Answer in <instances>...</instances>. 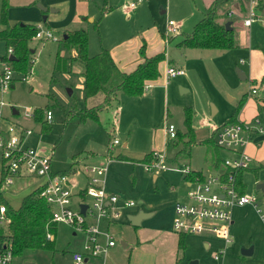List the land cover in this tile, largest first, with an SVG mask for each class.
<instances>
[{
	"label": "rangeland",
	"instance_id": "374dc122",
	"mask_svg": "<svg viewBox=\"0 0 264 264\" xmlns=\"http://www.w3.org/2000/svg\"><path fill=\"white\" fill-rule=\"evenodd\" d=\"M10 1L14 2V0ZM10 1L7 0V22L20 19L34 25L39 24L42 28L48 27L57 40L34 37L29 40L30 48L34 49L33 59L31 63L27 61L26 71H13V86L2 93V98L6 102L2 109L3 116L9 122L32 130V133L25 137V143L30 148L51 153V168L54 171H67L74 160L85 158L90 154L103 155L110 147L113 160L111 159L107 164L105 175L107 189L134 203L133 206L122 210L121 218L126 220L127 214L131 215L138 211L151 214L144 218L139 226L135 228L130 226L132 231L171 227L173 206L176 202L186 199L187 187L183 175L175 171L162 170L157 173V178H154V173L145 171L139 160L144 154L155 151L165 154L166 165L169 167L183 168L189 165L201 169L205 175L212 173L211 162L214 155L211 143L203 140L212 134L213 124L225 122L235 111L244 91L241 83L243 81L235 70L236 67L245 69L243 64L238 63L240 57L244 56V47H232L226 50L190 49L183 60L185 74L165 80L166 59L170 54L174 57L175 42L181 37L178 34L169 42L170 36L163 35L167 20L173 19L180 23L182 30L190 31L204 15L212 0H141L134 10L125 7V2L129 0H53L52 2L31 0L30 4L25 5H15ZM231 1L228 0L218 6L220 9H225L223 17L227 15L226 11L234 7ZM36 3L46 7L47 11L41 13ZM246 5L247 2L243 3L240 9L234 7L235 13L229 15L230 18L233 19L238 12L236 17L240 16L239 20L242 21L244 17L242 15L246 14ZM51 7L58 9V12H51ZM108 7L110 10L103 13ZM257 10L260 19L264 20L262 11H259V8ZM42 15H45L44 21L41 20ZM65 15L75 18L62 21ZM89 17L93 20L89 21ZM260 19L254 20L255 22L249 27L240 26L236 29L237 33L234 30L235 38L242 40L248 38L254 48L264 44V25L257 23ZM66 21L70 28L81 27L87 31L89 54H94L101 47H105L109 52L111 50L121 66L131 64L135 59H141L142 53L143 55L163 53L164 58L158 66L160 77L158 76V80L150 88H143V93L139 95H127L118 89L115 97L108 102L110 105L107 108L101 107L95 114L79 119L75 112L98 102L102 94L84 97L83 78L80 67L75 61H71L65 71H53L55 53L58 52L62 56L70 54V48L64 46L60 35ZM74 23L80 26H74ZM0 54H6V46L1 39ZM179 85L187 87L189 91L182 92ZM11 106L16 108L17 113H11ZM186 106L192 109L191 122L195 137L202 141L194 144L189 156L176 155L183 147V143L179 142L178 146H174L173 141L169 140L164 144L161 134L162 128L167 123L174 124L176 129L182 130V133L185 131ZM25 107H29L31 112L41 110V113H35L36 117L33 112L23 116ZM46 108L51 111L52 117L44 126L42 125L43 110ZM213 108L218 111L210 115ZM257 116L263 125L262 112ZM243 121L249 122V120ZM113 137L118 139L117 143H109ZM123 142L125 147L122 146ZM219 151L222 160L231 158L226 151ZM117 154H123L126 160L115 159ZM84 161L86 162L85 159ZM70 178L73 184L71 190L77 193L84 185L83 176L75 174ZM33 180L31 177L21 178L20 188L13 189L17 185L15 183L4 191V199L9 201L12 209L20 205V198L24 193L33 189ZM242 180L245 193L256 198L261 211L257 212L251 205V208H245L250 209L246 221L248 224L237 228V236L233 235V243H238L237 252L241 247L253 246L252 259L264 260V221L261 219L264 215V194L257 189L259 183H264V166L256 164L255 167L252 162L249 169L243 171ZM2 190L4 189L0 187V191ZM12 194L16 195L13 197ZM81 199L85 202L89 200L85 196L73 194L71 208L75 209ZM114 230L119 233H116V243L106 256L110 264H120L110 256V251L117 247L121 253L123 251L124 264L131 262L154 264L156 256L154 249L158 245L155 244L153 237L148 236L144 241L131 238L122 248L120 240L122 237L126 238L124 228L119 225ZM2 233H5V227L0 225V234ZM135 234L138 235L139 232ZM204 236L194 234L186 236V242L190 247L187 257L191 261L201 260L200 264H238L237 260L230 258L231 254L224 255L225 251L219 255L220 260L216 261L213 257L214 251L221 242L210 238L208 241L210 240L212 248L206 249L202 244L203 241H207L202 238ZM81 240L80 234L72 236L67 226L58 224L53 247L43 248L38 253L51 264H73L71 252L80 250ZM139 245L142 247L139 248ZM25 253L30 257L33 252Z\"/></svg>",
	"mask_w": 264,
	"mask_h": 264
},
{
	"label": "built area",
	"instance_id": "2783aa9c",
	"mask_svg": "<svg viewBox=\"0 0 264 264\" xmlns=\"http://www.w3.org/2000/svg\"><path fill=\"white\" fill-rule=\"evenodd\" d=\"M140 1L129 0L124 5L131 9ZM257 8L259 7L256 0H248L247 12L242 19L243 25L248 26L254 20L260 19ZM233 13L234 9L228 12L229 15ZM35 27V38L57 40L49 29L42 28L39 24ZM164 33L166 37L179 33V24L169 18ZM9 54H11L10 47L6 49V56ZM240 62H244V59L241 58ZM13 71L7 57L0 59V187L7 189L17 177H32L37 180L35 187H39L38 196L49 207L50 222L66 225L73 232L84 235L81 249L71 254L74 264H84L85 259L90 257L104 259L116 243L115 235L108 226L118 220L124 208L134 204L133 201L110 193L105 188L107 164L112 156L109 154L99 164L82 166L85 184L77 194L89 200L85 202L81 199L75 209H72L70 205L74 193L71 190L72 185L68 174L51 170V153L27 146L25 137L32 133L30 128L4 120L2 109L6 102L2 98V93L10 87L14 79ZM184 73L183 67L168 66L166 69L167 76ZM147 87L148 83H144L143 88ZM250 92L257 94L259 100L264 103V90L251 87ZM32 112L29 107H25L23 116H28ZM43 117L46 123L50 122L52 116L48 108L43 110ZM176 131L174 124L165 125V132L169 137L175 138ZM263 131L264 128L257 115L249 122L235 120L214 124V142L219 150L226 151L231 158L223 159L219 169H215L208 175L192 170L189 165L183 168L169 167L166 165L165 154L155 151L142 162L147 172L158 173L162 170H171L188 177L186 199L174 205L172 230L175 233L210 235L221 239L227 245L232 241L233 209L250 204L256 208L257 212L261 211L255 197L240 191L237 173L249 168L252 158L247 153V144L254 133ZM111 142L117 143L118 140L112 138ZM81 204L85 205L83 212L80 211ZM261 219L264 221V215ZM103 220H105V227L100 228L99 223ZM8 223L5 208L0 205V225L6 227ZM51 238L52 234L46 231L45 239L51 240ZM224 249L215 255V259L219 258ZM12 257L10 243L0 240V264H10Z\"/></svg>",
	"mask_w": 264,
	"mask_h": 264
},
{
	"label": "trees",
	"instance_id": "16d2710c",
	"mask_svg": "<svg viewBox=\"0 0 264 264\" xmlns=\"http://www.w3.org/2000/svg\"><path fill=\"white\" fill-rule=\"evenodd\" d=\"M227 1L213 0L204 15L195 23L193 29L184 35L181 40L182 45L193 48H218L222 50L235 47L237 42L234 29L226 28L225 23L219 22L217 19L216 10L218 6ZM258 2L260 6L263 5L262 0H258ZM6 8L7 0H1L0 23L5 24V26L0 29V39L4 41L6 49L8 47L11 48V54L14 56V60H11L12 68L18 72H24L27 70V61L31 63L33 59L34 52L31 50L28 42L34 36L36 27L26 22H16L13 25H8L6 22ZM62 41L64 46L74 50V54L62 56L56 52L53 71H65L67 65L71 61H75L80 66L84 97L97 93L102 94L98 102L75 112L79 119L95 114L98 109L112 99L118 89L127 95L141 94L144 82L148 79H156L159 76L158 63L164 58L163 53L151 56H145L142 53V60L137 63L133 70L122 72L117 68L106 48H101L94 54L88 53L87 32L85 29L76 28L65 32L62 36ZM142 45L140 47L141 52ZM4 58H6V54L0 56V59ZM243 100L244 96L241 97L237 108L226 121H235V115ZM37 112L41 113V110L33 111L35 117ZM191 117L192 109L190 106H186L184 109L185 131L183 133L176 131L179 135L176 134L174 142L175 146L179 142H182L183 147L176 155L189 156L193 144L197 142ZM42 123V125H46L44 120ZM205 141L211 143L215 167H220L222 159L214 139L209 137ZM148 157L149 154H146L143 160H147ZM242 171L240 170L237 173L241 192L244 191L240 187V185L242 186ZM38 192L39 187L33 188L22 197L21 203L16 209L9 207L2 200L0 194V205L4 206L5 214L9 219L5 233L0 234V240L10 243L12 255H18L26 249L51 248L52 241L45 239V233L46 231L54 233L55 224L50 222L49 207L38 196Z\"/></svg>",
	"mask_w": 264,
	"mask_h": 264
},
{
	"label": "crops",
	"instance_id": "0c3cea01",
	"mask_svg": "<svg viewBox=\"0 0 264 264\" xmlns=\"http://www.w3.org/2000/svg\"><path fill=\"white\" fill-rule=\"evenodd\" d=\"M10 1V0H9ZM31 0H14V2H11L15 5H25V4H28ZM33 1V0H32ZM31 1V2H32ZM35 1V0H34ZM33 1V2H34ZM53 0H50V2H52ZM30 2V3H31ZM213 2V0L209 3V6L211 5V3ZM248 3V0H232L231 1V4L236 8V9H240L239 7L243 4V3ZM29 3V4H30ZM139 3V2H138ZM256 3H257V7H259V10L262 11V14L264 15V0H262V6H260L258 0H256ZM38 5H40L39 3H36V6L40 9L41 13H43L44 11H47V8L44 7L45 9L42 10ZM41 6V5H40ZM136 6V5H135ZM208 6V7H209ZM7 7H8V4H7ZM43 7V6H42ZM126 7V6H125ZM207 7V8H208ZM234 7H231L227 12V15L225 17H223L222 15L225 13V9H220V8H217L216 10V13H217V19L219 22H226L227 20H230L231 21V26L232 28L236 31V29H238L240 26H244V27H249L251 26L255 21H253L250 25L248 26H245L243 25L242 21L239 20V17H236L238 16V12H237V15L234 16L233 19H231L228 14V12L233 9ZM234 8V9H235ZM7 9V8H6ZM134 10V8H131ZM235 9V10H236ZM110 10V7L108 8H105V10L103 11V13H106ZM235 10H234V13H235ZM51 12H58V9H55L54 7H51L50 9ZM106 11V12H105ZM165 10L162 8V12H164ZM247 12V5H246V10ZM246 15V14H245ZM245 15H242V16H245ZM45 16V15H44ZM68 18V19H67ZM75 18V16L73 17ZM72 17H70L69 15H65L61 20L62 21H65L67 19V21L69 19H72ZM201 18V17H200ZM199 18V19H200ZM259 18H261V16H259ZM45 19V18H44ZM44 19H42V16H41V20L44 21ZM89 21H92L93 19L91 17L88 18ZM66 21V23L62 26L61 28V36H63L62 34H64L65 32L67 31H70L72 29H76V28H81V27H68V22ZM6 22H7V17H6ZM16 22H26V23H30V24H33L31 22H27V21H22L20 19H14L12 21H9L7 22L8 25H13L14 23ZM76 22V21H74ZM261 22V23H260ZM179 24V33L177 34H174V35H171L170 37H168L169 39V42L174 38V36L180 34L181 37H179L176 42H175V45H174V50L173 51V55L174 57L171 56V54L169 55L168 59H166L167 61L165 62V69H164V72H165V80H168L169 78L173 77V76H167L166 74V69L168 68V66H175V67H183V60H184V57L187 56V54L189 53V50L190 49H193V47H188V46H184L182 45L181 43V40L182 38L184 37V35L186 33H189L190 31H184L180 28V23L177 22ZM257 23L261 24V25H264V20H259ZM75 25L74 26H80L78 25V23H74ZM77 24V25H76ZM34 25V24H33ZM166 25V24H165ZM5 26V24L3 23H0V29H2L3 27ZM36 26V25H35ZM194 26V25H193ZM236 26H238L236 28ZM42 27V26H41ZM47 29H49L48 27H46ZM50 30V29H49ZM87 32V31H86ZM237 33V31H236ZM164 35V34H163ZM238 36V35H237ZM34 37V36H33ZM35 38V37H34ZM38 39V38H37ZM2 40V39H1ZM4 42V41H3ZM236 46L235 47H241L244 49V53L243 57H240L244 59V62H240V59H239V62L240 64H243L245 66V69H243L245 71V74H246V78L245 79H240L241 83H243V93L241 94L240 96V99L242 96H244V100L239 108V110L237 111L235 117L236 119L235 120H252V118L257 115L258 113H261L262 112V109L264 107V103L262 101L259 100L258 98V95L257 94H253L250 92V88L251 87H257L259 88L260 90H264V44H260L258 46V48H254V46L250 43V40L248 38H246V40H242V39H238V37H236ZM261 42V41H260ZM264 43V41H263ZM101 48H105V47H101ZM100 48V49H101ZM99 49V50H100ZM107 49V48H106ZM196 49H202V48H196ZM33 52H34V49H31ZM98 50V51H99ZM108 50V49H107ZM109 52V50H108ZM199 53V52H198ZM70 54L73 55L74 54V50L73 49H70ZM110 56L112 57L114 63L116 64L117 68L122 71V72H130L131 70H133L137 63H139L141 59H135L131 64H126V66H121L117 59L115 58L114 54L111 52H109ZM3 54H0V56H2ZM153 54H148L145 56H151ZM8 57V56H6ZM10 61V60H9ZM162 61V60H161ZM11 62V61H10ZM160 63H158V66H159ZM12 66V65H11ZM80 67V66H79ZM14 70V69H13ZM15 71V70H14ZM185 74V73H184ZM177 75H183V74H177ZM176 76V75H174ZM159 77H160V72H159ZM157 77L156 79H148L146 80V82H148V88H150L151 86H153L154 82H156L158 80ZM239 79V78H238ZM247 80V81H246ZM13 82V80H12ZM12 85L10 86H13V83H11ZM180 88L182 89V92L184 91H189V89L183 85H179ZM143 93V92H142ZM141 93V94H142ZM98 94V93H97ZM101 95V94H100ZM99 97V95H97ZM102 97V96H101ZM101 97L98 99V101L101 99ZM115 97V95L112 97V99ZM240 101V100H239ZM110 104H105L104 106H102V108H107ZM13 109L16 110V108L14 107H10V111L11 113H17V110L16 112H13ZM218 111V109H215L213 108L212 111H211V114L210 115H214L216 112ZM234 112V111H233ZM232 112V114H233ZM231 114V115H232ZM263 114V113H262ZM230 115V116H231ZM229 116V117H230ZM42 117V116H41ZM228 117V118H229ZM227 118V119H228ZM4 120L5 122L8 121V119L5 118L4 116ZM166 125V124H165ZM214 125V124H213ZM263 128H264V119H263ZM178 132L182 131L180 129H176ZM213 128H212V134L210 135V137L213 138ZM162 142L164 144L168 143L169 140H172L173 141V144L175 146V140H176V137L175 138H171L169 137L166 132H165V126L162 128ZM178 134V133H176ZM194 135H195V132H194ZM115 138V137H113ZM196 138V137H195ZM209 138V137H208ZM206 138V139H208ZM204 139L203 141L206 142ZM118 140V139H117ZM197 140V138H196ZM199 142H202L201 140H197L196 143H199ZM109 143H112V142H109ZM194 143V144H196ZM207 143V142H206ZM179 144V143H178ZM178 144H176V146H178ZM193 144V146H194ZM122 146L125 147V142L122 143ZM219 150V149H218ZM220 152V151H219ZM247 153L249 154V156L252 158V162L253 164H255V167H256V164H261L264 166V131L261 132V133H254L250 139V141L248 142L247 144ZM111 155V152H110V148L107 150H105L104 154L103 155H98V156H94L93 154H90L89 156L85 157V158H80L78 160H74V162L71 164V166L69 167V169L67 171H54L52 168L51 170L54 171V172H64V173H67L68 174V178L70 180V184H72V181H71V176L72 175H75V174H82L83 176V182L85 184V175L84 173L82 172V166L83 165H86V164H99L101 163L104 158L108 155ZM145 157V154L142 156V158L139 160L141 163L144 161ZM84 159L86 160V162L84 161ZM112 159V158H111ZM110 159V161H111ZM115 159L117 160H126V157L123 156V154H117L115 156ZM113 160V159H112ZM80 163V164H78ZM75 164H77V166L75 167ZM211 166H212V169L213 171L215 169H219V167H215L213 161L211 162ZM221 166V165H220ZM50 167H51V161H50ZM191 167V166H190ZM192 170H195L196 172H201L202 174H204V172L201 170V169H198V168H192ZM249 169V168H248ZM256 169V168H255ZM167 171H171V170H167ZM244 171V170H243ZM243 171L241 172V180H242V175H243ZM0 172H1V163H0ZM70 172V173H69ZM176 172V171H175ZM181 174V173H180ZM183 175V174H182ZM154 178H157V173H154L153 175ZM21 178H26V177H17L13 180V183L7 188L9 189L11 186H13L15 183H17L16 187H13V189H16V188H20V180ZM32 178V177H31ZM183 178L185 180V183H186V187H187V190H188V177L183 175ZM34 184H33V188H35L36 184H37V180H33ZM84 186V185H83ZM73 187V186H71ZM240 187H242V189L244 190L243 192H245V185L243 183V180H242V186L240 185ZM105 188L108 192L110 193H114V192H111L107 189V186H106V182H105ZM7 189H4L2 191H0V194H1V198L3 201L6 202V204L9 206V207H12L10 204H9V201L4 199V191L7 190ZM81 190V189H80ZM79 190V191H80ZM78 191V192H79ZM73 192V191H72ZM77 192V193H78ZM28 193V192H27ZM27 193H24L21 198L26 195ZM74 193V192H73ZM77 193H74L75 195H79ZM116 194V193H114ZM16 194H12V196L14 197ZM119 196V194H116ZM120 197V196H119ZM20 198V200H21ZM185 198V197H184ZM20 200H19V203H20ZM129 200V199H128ZM185 201V199H184ZM19 205V204H18ZM17 205V206H18ZM17 206H14L13 208L16 209L15 207ZM71 206V205H70ZM133 206V205H132ZM80 207V206H79ZM246 207H250V204H247L245 206H241V207H235L232 211V225H231V236H232V241L225 245L224 242L221 240V239H218V238H215V237H209V236H204V235H196V236H204L202 238L206 239L207 241H203L202 244L204 245V247L206 249H210L212 248V245L210 243V240L208 241V239L210 238H214L215 240H218L220 241V245H218L216 248H215V251H214V259H215V255L216 254H219L220 250H222L223 248L224 251H225V254L224 255H230V258H234L235 260H237L238 264H257V263H260V264H264V260H258V259H252L254 258V247H253V253L252 255L250 256H245V255H242L238 251V243H233V235L237 236V228L239 226H244L245 224H248V222H246L248 220V212L250 211V209H245ZM251 207H253L251 205ZM250 207V208H251ZM245 209V210H244ZM80 211H81V208H80ZM123 212V211H122ZM121 212V214H122ZM139 212V211H138ZM137 213V212H136ZM134 213V214H136ZM128 215L130 214H127L126 215V220H123L121 218V215L120 217L118 218V220L115 221V223H112L111 225H109V229L114 233V235H116V233H119L117 231H115L114 229L115 228H118V226L120 225V227L124 228V232H125V235H126V238L122 237V239L120 240V246L123 248L127 245V240H130L131 238L134 239V237L136 239H140L142 241H144L145 238H147L148 236H151L154 238L155 240V244L158 245V247L156 249H154L155 253H156V256H155V260H154V264H189L191 262H195V264H200V261H191L190 258L187 257V251L190 252V247L189 245L187 244L186 242V236L187 235H190V234H177L175 233L173 230H172V222H171V227H169L168 229H165V228H153V229H148L147 231H144L143 229V232L140 231H132L130 229V226L132 228H135L137 226H133L130 224L129 220L127 219ZM133 215V214H131ZM149 216H151V214H149ZM147 216V217H149ZM173 216H174V206H173ZM145 217V218H147ZM144 219V218H143ZM142 219V220H143ZM139 222V225L141 224V221ZM126 222V223H125ZM58 224H55V231L54 233L50 232L52 234V238L50 241H52L51 243V248L53 247V243H54V240H55V237H56V226ZM63 225V224H62ZM138 225V226H139ZM66 226V225H65ZM68 227V226H67ZM99 227L100 228H104L105 227V220L103 221H100L99 223ZM6 228V227H5ZM70 230L71 228L68 227ZM128 230H126V229ZM130 231V233H129ZM135 232H139V236L135 234ZM141 232V233H140ZM71 234L72 236H76L77 234L79 233H76V232H73L71 230ZM82 236V240H81V243L80 245L82 246L83 242H84V235L80 234ZM142 235H145V236H142ZM237 244V246H236ZM81 246H80V249H81ZM114 247V246H113ZM142 246L139 245V248H141ZM247 247V246H245ZM48 249V248H47ZM42 249H35V250H24L22 251V253L18 254V255H13L12 259H11V262L10 264H51L47 261H45V259H43L40 255H39V251H41ZM33 252L30 254V257H28L29 255L25 252ZM76 251V250H75ZM79 251V249L77 250ZM139 251V250H138ZM74 252V251H72ZM71 252V254H72ZM25 254V255H24ZM123 251L121 253V251L118 249V247L116 249H112V251H110V256L112 257V259L120 264H124V258H123ZM223 255V256H224ZM30 258V259H28ZM108 257H105L104 259L102 258H99V257H90V258H86L85 259V262L84 264H110L108 262ZM71 260H72V256H71ZM216 261L220 260V259H215ZM226 260V259H225ZM231 262H236L234 260H230ZM73 262V260H72ZM74 264V262H73ZM132 264V262H131Z\"/></svg>",
	"mask_w": 264,
	"mask_h": 264
},
{
	"label": "water",
	"instance_id": "95a60500",
	"mask_svg": "<svg viewBox=\"0 0 264 264\" xmlns=\"http://www.w3.org/2000/svg\"><path fill=\"white\" fill-rule=\"evenodd\" d=\"M38 6H39L42 10L45 9L44 7H42V6H40V5H38ZM44 18H45V16L42 15V19H44ZM225 27L228 28V29H231V28H232V26H231V21H230V20H227V21L225 22ZM7 58H8V60H10V61H11V60H14V56H13L12 54H9ZM235 70H236V72H237V74H238V76H239L240 79H245V78H246L245 71H244L241 67H236ZM11 85H12V84H11ZM13 112H16V110L13 109ZM262 113H263V115H264V107H263V109H262ZM257 189L261 190L262 193L264 194V183H259V184L257 185ZM80 208H81V212H83V210H84V208H85V205H84V204H81V205H80ZM147 216H149V213H144V212H142V211H139V212H137L136 214L128 215L127 219L129 220V222H130L131 225H133V226H138L140 220H142L143 218H145V217H147ZM240 253H241L242 255H245V256H250V255H252V253H253V246H250V247H241V249H240ZM189 264H195V262H194V263L191 262V263H189Z\"/></svg>",
	"mask_w": 264,
	"mask_h": 264
}]
</instances>
